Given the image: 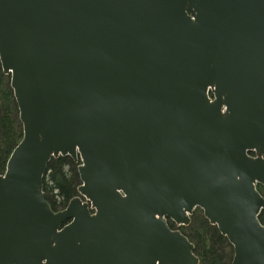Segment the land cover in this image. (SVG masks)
<instances>
[{"label": "water", "instance_id": "1", "mask_svg": "<svg viewBox=\"0 0 264 264\" xmlns=\"http://www.w3.org/2000/svg\"><path fill=\"white\" fill-rule=\"evenodd\" d=\"M23 138L0 176V264H200V209L264 264V0H0ZM78 163L52 210L50 161Z\"/></svg>", "mask_w": 264, "mask_h": 264}, {"label": "trees", "instance_id": "2", "mask_svg": "<svg viewBox=\"0 0 264 264\" xmlns=\"http://www.w3.org/2000/svg\"><path fill=\"white\" fill-rule=\"evenodd\" d=\"M22 138L23 128L10 77L3 74L0 63V176L4 175L8 160ZM80 185L78 163L70 157L50 161L43 188L53 211L64 210L72 199L78 197ZM257 189L264 197V187L259 185ZM259 220L264 225V212ZM170 227L174 229L175 225L170 223ZM179 231L194 244V253L200 264H232V246L218 228L209 223L200 209L193 214L190 225L179 227Z\"/></svg>", "mask_w": 264, "mask_h": 264}, {"label": "flooded vegetation", "instance_id": "3", "mask_svg": "<svg viewBox=\"0 0 264 264\" xmlns=\"http://www.w3.org/2000/svg\"><path fill=\"white\" fill-rule=\"evenodd\" d=\"M170 223H172V222H170ZM172 230H179V227H177V226L175 225L174 229H172Z\"/></svg>", "mask_w": 264, "mask_h": 264}]
</instances>
